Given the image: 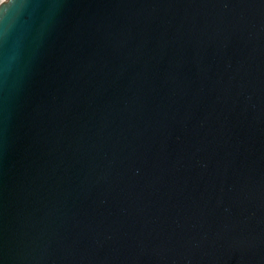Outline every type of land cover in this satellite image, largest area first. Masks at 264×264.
I'll use <instances>...</instances> for the list:
<instances>
[{
	"label": "water",
	"instance_id": "1",
	"mask_svg": "<svg viewBox=\"0 0 264 264\" xmlns=\"http://www.w3.org/2000/svg\"><path fill=\"white\" fill-rule=\"evenodd\" d=\"M0 264H264V0H1Z\"/></svg>",
	"mask_w": 264,
	"mask_h": 264
},
{
	"label": "built area",
	"instance_id": "2",
	"mask_svg": "<svg viewBox=\"0 0 264 264\" xmlns=\"http://www.w3.org/2000/svg\"><path fill=\"white\" fill-rule=\"evenodd\" d=\"M1 2V1H0Z\"/></svg>",
	"mask_w": 264,
	"mask_h": 264
},
{
	"label": "rangeland",
	"instance_id": "3",
	"mask_svg": "<svg viewBox=\"0 0 264 264\" xmlns=\"http://www.w3.org/2000/svg\"><path fill=\"white\" fill-rule=\"evenodd\" d=\"M1 1V0H0Z\"/></svg>",
	"mask_w": 264,
	"mask_h": 264
}]
</instances>
